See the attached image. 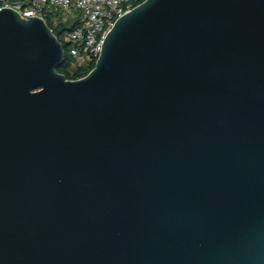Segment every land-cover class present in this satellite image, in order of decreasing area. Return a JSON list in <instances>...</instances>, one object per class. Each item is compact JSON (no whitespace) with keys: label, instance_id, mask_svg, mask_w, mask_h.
Returning a JSON list of instances; mask_svg holds the SVG:
<instances>
[{"label":"water","instance_id":"obj_1","mask_svg":"<svg viewBox=\"0 0 264 264\" xmlns=\"http://www.w3.org/2000/svg\"><path fill=\"white\" fill-rule=\"evenodd\" d=\"M63 62L0 9V264H264V0H145Z\"/></svg>","mask_w":264,"mask_h":264},{"label":"built area","instance_id":"obj_2","mask_svg":"<svg viewBox=\"0 0 264 264\" xmlns=\"http://www.w3.org/2000/svg\"><path fill=\"white\" fill-rule=\"evenodd\" d=\"M145 0H0L22 18L39 17L66 52V70L87 72L99 57L103 40L115 20ZM92 66V67H91Z\"/></svg>","mask_w":264,"mask_h":264},{"label":"trees","instance_id":"obj_3","mask_svg":"<svg viewBox=\"0 0 264 264\" xmlns=\"http://www.w3.org/2000/svg\"><path fill=\"white\" fill-rule=\"evenodd\" d=\"M66 66H67V58H66V52H65L64 53V62L57 67V71L65 74V76L67 78H71V75L66 70ZM86 73H87V70H82V71H79L78 73H76L74 77L82 76V75H85Z\"/></svg>","mask_w":264,"mask_h":264}]
</instances>
